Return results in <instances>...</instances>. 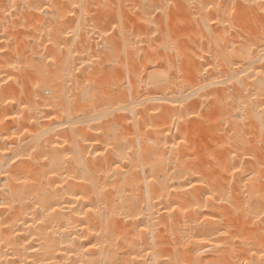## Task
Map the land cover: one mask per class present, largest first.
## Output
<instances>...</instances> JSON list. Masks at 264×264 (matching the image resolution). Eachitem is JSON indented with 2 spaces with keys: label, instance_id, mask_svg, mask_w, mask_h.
Masks as SVG:
<instances>
[{
  "label": "bare ground",
  "instance_id": "6f19581e",
  "mask_svg": "<svg viewBox=\"0 0 264 264\" xmlns=\"http://www.w3.org/2000/svg\"><path fill=\"white\" fill-rule=\"evenodd\" d=\"M0 205V264H244L264 0H0Z\"/></svg>",
  "mask_w": 264,
  "mask_h": 264
},
{
  "label": "rangeland",
  "instance_id": "374dc122",
  "mask_svg": "<svg viewBox=\"0 0 264 264\" xmlns=\"http://www.w3.org/2000/svg\"><path fill=\"white\" fill-rule=\"evenodd\" d=\"M107 7H108V6H107ZM107 7L104 6L105 9L103 10V12L100 11L101 14L99 13L100 15H98V16L100 17L99 19H101V17L104 15V16H103V19H104V18H105V15H109V16H106L107 19L110 18V19L108 20V22H109V21H110V22H109V23L107 22V26H108V29H109V28L112 27V26H111V21H112V18H113V17H111V13H107V12H109V10H110V8H107ZM108 9H109V10H108ZM103 19H101V20L104 22ZM101 20H100V21H101ZM102 21H101V22H102ZM109 24H110V26H109ZM107 26H105V27H107ZM111 29H113V28H111ZM111 29H110V32H113ZM113 30H114V29H113ZM112 87H113V86H112ZM107 89H108V88H107ZM247 242H248V244H251V243H252V242H249V241H247ZM252 244H253V243H252ZM252 244H251V246L249 245L248 247L246 246L247 243L245 244V246H246V251H248L247 249H248L249 247H251V248H250L249 251H248L249 253H248V252L246 253L247 256H245L246 260H244V264L254 263V262H256V260L261 261V262H262V260H264V257H263V256H264V254H263V252H264V245H263V244H264V243H262V246H260V247H258V248H254L255 245L253 244V245H254V247H253ZM259 248H260V249H259ZM261 248H262V249H261ZM251 249H255V250H256V251L254 250V252L256 253V257H253V256H255V255H253V256L251 255V256H250V253L253 254V251H252ZM262 250H263V251H262ZM257 252H258V253H257ZM259 253H260V254H259ZM261 253H262V254H261ZM248 255H249V256H248ZM257 255H258V256H257ZM259 255H261V256H259ZM259 257H261V258H260L261 260L259 259ZM262 257H263V258H262ZM242 258H243V257H242ZM242 258H241V259H242ZM229 259H230V258H229ZM232 259H233V258H232ZM232 259H230V262H231ZM238 259H239L240 261H242L240 258H238ZM240 261H239V262H240ZM232 262H234L235 264H238V263H239V262L237 263L236 258H235V260L233 259ZM232 262H231V264H234V263H232ZM245 262H246V263H245Z\"/></svg>",
  "mask_w": 264,
  "mask_h": 264
},
{
  "label": "snow or ice",
  "instance_id": "6c2138e0",
  "mask_svg": "<svg viewBox=\"0 0 264 264\" xmlns=\"http://www.w3.org/2000/svg\"><path fill=\"white\" fill-rule=\"evenodd\" d=\"M0 206H2V205H0Z\"/></svg>",
  "mask_w": 264,
  "mask_h": 264
}]
</instances>
